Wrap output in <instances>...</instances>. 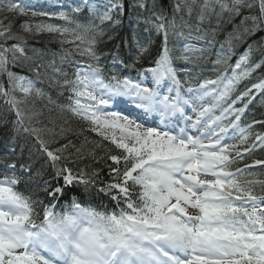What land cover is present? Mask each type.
Segmentation results:
<instances>
[{
  "label": "snow or ice",
  "instance_id": "6c2138e0",
  "mask_svg": "<svg viewBox=\"0 0 264 264\" xmlns=\"http://www.w3.org/2000/svg\"><path fill=\"white\" fill-rule=\"evenodd\" d=\"M29 13L63 23L25 19L14 32V20ZM125 18L127 38L121 36L111 53L99 51L97 45L105 36L113 40ZM42 33L58 38L59 65L55 53L45 64L43 50H26L27 38ZM157 39L152 66L137 68ZM213 50L215 78L202 77L197 69ZM73 51L87 59L70 62V76L60 65ZM104 56L111 59L107 72ZM9 65L28 67L37 80L45 69L47 82L61 95L68 92L61 113L120 150L108 155L110 180L103 187H97L98 169L68 166L85 158V144L70 138L78 134L65 126L67 119L59 125L51 120L48 127L38 119L41 112L21 107L45 93ZM261 68L264 0H80L59 12L37 11L33 0H0V73L9 85L0 83V100L15 115L7 152H16L23 134L35 141L30 159L35 154L44 160L35 170L20 164L35 181L33 199L17 190V162L0 158V264H264V180L247 179L264 160L238 166L264 149V132L253 130L264 120L241 123L257 96L264 103V75L236 94ZM133 69L136 77L119 74ZM88 155L100 159L94 149ZM93 188L116 209L82 206L74 190Z\"/></svg>",
  "mask_w": 264,
  "mask_h": 264
},
{
  "label": "trees",
  "instance_id": "16d2710c",
  "mask_svg": "<svg viewBox=\"0 0 264 264\" xmlns=\"http://www.w3.org/2000/svg\"><path fill=\"white\" fill-rule=\"evenodd\" d=\"M25 19H29V20L35 22L30 17H18L13 22V29L12 30L14 32H19L20 31L19 26L21 23L24 22ZM21 34H23V33H21ZM109 42L112 43L113 45H115L116 43H118L117 45H120V43L117 40L116 35H115V38L113 40H108L107 36H105L103 38V41L97 45V49L99 51L106 52L107 51L106 48L109 47V45H108ZM12 43H15V41H8L9 45H11ZM156 45H157V41L153 47H155ZM63 47L65 48V45ZM31 48L41 49L44 51L45 54L43 57V62L45 64L47 63V61L53 59V53L57 54L59 51L61 52V45L58 43V38H56L53 35L48 34V33H42L36 37L29 36L27 38L26 50L31 49ZM110 48L112 49V46ZM28 55H32L31 51H28ZM56 57H57V55H56ZM44 71H45V69L41 68L42 75H41L40 79L37 80V83H36L37 87L41 88V89L46 87L42 81V77H43V79H45V81H47V78L43 75ZM12 72H15L17 74H28V75L33 74L32 72H30L28 70V67L18 68V66H17V69L12 71ZM1 80H4V79L1 78ZM59 91H60V89L58 86L52 85V88L48 89V91H47V93H49L52 97H47L46 101H41L37 98H34L35 95H32V96L27 98L26 103L23 104V108L26 110V108L30 104L32 110H36V111L41 112L42 115H40L38 117V119L40 121H42L43 124L48 125V127L52 126V124L50 123L51 120H55L57 125H59L63 122V119H67L69 121V123L65 126L71 127L73 132L78 134V135H72V136H70V138L74 141V143L77 146H80L82 143L85 144V148H84L85 158L80 159V160H76L75 163L70 162L68 165H71L73 168H78V169L79 168H86L87 171H92L93 169H98L99 170V177L97 178L98 182L105 183L106 181H109V180H106V175H108V172H109V168L107 165H110L112 162L108 159V155L109 154H119L120 150L116 149L108 141L102 140V138L100 136H98L97 134H95L94 132L87 130L86 125L83 122L77 121L75 119H71L70 117L66 116L65 112L61 113L59 103L56 102L55 99H53V96L55 94H57L58 96L61 95ZM16 95L18 97L21 96L18 93H16ZM0 109H1L0 113L2 114L0 116V121H2L4 119H7L9 121V123H7L6 125L0 126V136L3 138H6V137H4V131H6L5 127L7 129H9L12 126L11 121L15 119V115H14V113H10L7 111V106L5 104L3 107L0 106ZM262 116H264V107H263V115ZM36 126L40 127L41 125L36 124ZM17 138H22L24 144L25 143H29L32 145L35 144L34 139L30 136H26V135L21 134L20 137H17ZM85 138H87V143L85 142ZM64 142L65 141H61L60 143H64ZM97 144H99L100 146L97 147L96 146ZM54 146H56V145H53V147ZM92 149L95 150L96 157H98L100 159L94 160L92 156L88 155L89 150H92ZM106 149L110 150V152H107ZM70 151H74V150H70ZM257 159L264 160V149L260 148L258 151L253 153L249 158H247L245 161H243L240 164H241V166H244V164H252L253 161L257 160ZM256 167H258V166L255 165V167H253V168H256ZM257 170L259 172H261V174H263V176H264V166H261ZM254 177L255 176H251L249 179L251 180ZM254 180H261V179L255 178ZM74 191L77 192V189ZM89 193H91L92 197H94V193H95V198L99 197L100 194H102V192H97L95 188H93ZM106 197L109 199V201H111L107 195H106ZM100 203L103 204V202H100Z\"/></svg>",
  "mask_w": 264,
  "mask_h": 264
},
{
  "label": "bare ground",
  "instance_id": "6f19581e",
  "mask_svg": "<svg viewBox=\"0 0 264 264\" xmlns=\"http://www.w3.org/2000/svg\"><path fill=\"white\" fill-rule=\"evenodd\" d=\"M56 7H53V8H48V11L49 12H53L55 11ZM80 19H85L87 18V13H82L80 14L79 16ZM128 32H129V24H128V20L127 18H125V20L123 21V24L116 30V36H117V40L118 42L120 43L121 45V36L127 38L128 36ZM118 43H116L115 45H113L112 43H108L109 45V49L106 48V53H111L112 51L116 50V47ZM112 46V49L110 48ZM246 47V45H242L240 46L239 48L236 49V52H235V55H233L231 57V60H230V64H235L236 62V59L239 57V55L244 51V48ZM240 48H242L240 50ZM214 51L213 50V55L202 62V67H200L199 70L201 73H202V77L206 76V77H212V78H215V72L213 71V65H212V61L215 59V55H214ZM61 54V52L59 51L57 53V57H56V62L57 64L59 65V55ZM154 54L155 53V50L152 51V53L149 55L151 57H154ZM149 56H147L145 59L141 60L139 64H137V68H141V66L143 65H146L148 63V60H149ZM76 57V52H72L71 56L68 57V62H66L65 64L63 65H60L61 67L64 68V70H66V65L67 63L70 64V62H73L74 61V58ZM49 59V58H48ZM105 59L106 61H101V63L105 66V69H106V72L108 69H110L112 67L111 65V59H110V56H105ZM176 66L177 67H182L183 66V62H180V61H177L176 62ZM20 68V67H18ZM127 70H125L124 72H126ZM261 75H264V68H261V69H258L257 72L254 74V76H252V78H250L249 80H246L244 82H247V83H254L256 82V78L261 76ZM1 80V79H0ZM42 81L44 83V85L50 89L52 88V85H50L47 81H45V79H43L42 77ZM0 83H3L5 88H8V80H1ZM246 86H251V85H244V86H241L240 89L241 90H244ZM44 87L42 90L44 91L45 95L42 97V98H37L41 101H46L47 100V97H52L49 93H47L48 89ZM68 94L67 93H64L63 95H61V97H64V95ZM36 98V97H34ZM3 103V100H0V106H4V103ZM21 107L23 108V105H21ZM264 107V103L262 104H259L257 106V108L255 109L254 112L251 113V115L249 116L247 123H251L252 121H249V120H252L256 117L258 111H260L262 108ZM1 110V109H0ZM26 110H32L31 109V105L29 104L28 107L26 108ZM2 114L0 113V116ZM3 118V117H2ZM261 120H264V119H261ZM5 127V126H4ZM3 127V128H4ZM5 130L4 131V138L3 137H0V158L2 159H7L9 161H15L17 162V164L20 166V164H23V163H31L33 169H39L41 168V166L43 165L44 163V160H43V157H39L37 158V156L35 154L32 155L31 159H30V155H29V150L33 148V145L32 144H29V143H23V139L22 138H17L16 142H15V147L17 148V153L15 156L12 155V156H8L7 153L5 154V152H7V147L5 145V142L9 143L10 144V138L12 137L13 133H12V126L7 129L5 127ZM254 131H259V132H264V126L260 125V124H256L254 126ZM20 137V136H19ZM23 143V144H22ZM23 146V147H22ZM55 147V146H54ZM69 167H72L71 165H68ZM73 168V167H72ZM74 169H78V168H74ZM2 171H3V168H2ZM47 171H50V169H48ZM45 178H47V174L45 173ZM106 180H110V177L109 175H106ZM104 183L102 182H98L97 184V187H103ZM76 196H77V199L80 203H83V204H87V205H92L94 204V202H103L104 204H107L108 206L112 207V202L109 201V199L106 197V195H104L103 193L100 194L99 197H96L95 198V193H94V197H92L91 193H83V191L81 189H77V192H75ZM41 199H44L43 195L41 196ZM61 203H64V201L62 200ZM70 203V201H69ZM60 210V209H58Z\"/></svg>",
  "mask_w": 264,
  "mask_h": 264
}]
</instances>
